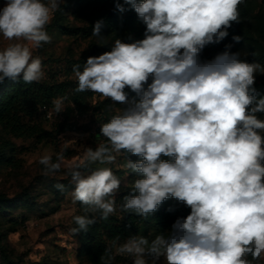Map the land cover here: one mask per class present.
I'll list each match as a JSON object with an SVG mask.
<instances>
[{
    "label": "clouds",
    "instance_id": "obj_1",
    "mask_svg": "<svg viewBox=\"0 0 264 264\" xmlns=\"http://www.w3.org/2000/svg\"><path fill=\"white\" fill-rule=\"evenodd\" d=\"M244 2L117 0V11L128 5L144 23V38L116 39L111 51L88 57L82 69L72 66L75 93L90 91L127 107L100 125L103 142L81 145L78 159L63 152L55 160L47 153L38 158L45 176L70 178L73 202L84 206V214L72 217L71 232H86L118 211L147 219L170 198L190 209L151 240L114 236L100 264H114L117 256L132 264H264V96L255 87L264 65L242 59L232 44L201 59L207 46L224 41L241 22ZM65 3L4 0L0 36L8 43L0 49V83L45 77L34 50L51 43L47 28ZM103 24L95 22L92 36L103 38ZM66 101L67 95L53 98L52 111H65ZM124 153L139 159H126L123 167L136 179L117 203L121 178L112 168L87 170L114 165Z\"/></svg>",
    "mask_w": 264,
    "mask_h": 264
},
{
    "label": "rangeland",
    "instance_id": "obj_2",
    "mask_svg": "<svg viewBox=\"0 0 264 264\" xmlns=\"http://www.w3.org/2000/svg\"><path fill=\"white\" fill-rule=\"evenodd\" d=\"M3 5L4 0H0V8ZM62 7L63 11L55 14L47 28L52 36L51 43L34 50V56L41 57L45 72L40 82L47 84L65 81L76 84L72 63L83 65L88 57L111 51L116 39L131 43L129 33L111 30L105 24L101 29L102 39L92 36L95 22L104 17L101 7H88L80 0H66ZM104 10L106 14L112 12L109 8ZM240 13L241 22L233 23L228 29L229 36L215 47L220 53L226 44H232L231 51L241 53L242 59L264 65V0H245L240 5ZM233 35L241 36V41L234 42ZM7 43L0 36V49ZM205 54L204 49L201 58ZM255 87L264 89V75H257ZM91 94L86 100L84 114L70 94L67 96L71 103L65 102L66 110L55 114L51 108L50 119L39 110L31 123L48 133L42 141L36 137L17 138L0 122V251L7 255L10 264H93L81 250V232H71V228L76 227L72 217L84 212L79 202H73L74 186L70 178L62 172L45 176L43 166L37 162L46 153L51 154L54 160L61 152L66 159H78L83 150L81 145L95 148L104 141L103 137L97 138L100 125L127 105ZM261 117L264 118V114ZM126 159L136 161L139 157L124 153L118 156L114 165L95 164L87 170L105 166L112 168L121 178L117 203H122L123 197L131 192L132 182L136 179L135 173L123 167ZM56 184H63L64 190H58ZM115 216L124 222V214L118 211ZM168 231L146 225L135 232L130 231L128 236L141 234L151 240L155 235ZM0 264H5L1 252ZM114 264H132V261L128 257L117 256Z\"/></svg>",
    "mask_w": 264,
    "mask_h": 264
},
{
    "label": "trees",
    "instance_id": "obj_3",
    "mask_svg": "<svg viewBox=\"0 0 264 264\" xmlns=\"http://www.w3.org/2000/svg\"><path fill=\"white\" fill-rule=\"evenodd\" d=\"M86 6H98L102 8L103 22L111 30L125 31L131 35V42L144 38L146 26L138 18L134 10L130 6L125 5L127 11L120 13L115 9L117 0H80ZM123 3V0H119ZM139 2V0H138ZM106 8L112 9V12L106 14ZM246 42L248 38H244ZM206 54L202 60H210L218 54L215 45H209L205 48ZM74 64L83 65L80 62ZM151 81H149L150 83ZM77 84L65 81L57 84H47L44 82H32L26 84L22 81H11L5 79L0 83V122L4 129L17 138H33L36 137L42 141L47 132L41 127L31 123L32 119L41 111L42 106L52 108L53 98L69 95L74 104L81 108V113L86 112L85 104L87 98L91 97V92L75 93L73 89ZM258 92L264 96V89L257 88ZM129 92V97H135V93ZM138 99V98H137ZM169 159L168 157H161ZM83 210L84 206L79 204ZM169 209H172L169 211ZM190 213V209L183 203L175 199L166 200L159 209L147 219L136 216L135 214H124V222L115 215L110 217L108 221H100L89 227L88 231H81L80 241L81 250L86 258L93 264H100V257L104 253L105 246L110 240L120 235L121 240L128 236V233L135 232L139 228L150 225L157 230L166 231L171 229V225L178 217H186ZM1 252L2 260L5 264H10L7 255Z\"/></svg>",
    "mask_w": 264,
    "mask_h": 264
},
{
    "label": "built area",
    "instance_id": "obj_4",
    "mask_svg": "<svg viewBox=\"0 0 264 264\" xmlns=\"http://www.w3.org/2000/svg\"><path fill=\"white\" fill-rule=\"evenodd\" d=\"M50 109L51 108L48 107V106H46V105L41 107V111L44 112V113H46V116H47L48 119L51 118Z\"/></svg>",
    "mask_w": 264,
    "mask_h": 264
}]
</instances>
